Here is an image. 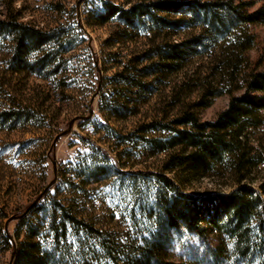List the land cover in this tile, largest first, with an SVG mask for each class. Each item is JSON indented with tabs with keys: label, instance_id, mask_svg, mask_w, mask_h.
<instances>
[{
	"label": "rangeland",
	"instance_id": "1",
	"mask_svg": "<svg viewBox=\"0 0 264 264\" xmlns=\"http://www.w3.org/2000/svg\"><path fill=\"white\" fill-rule=\"evenodd\" d=\"M154 1L0 0V264L29 254L47 264H261L242 259L228 227L167 226L173 192L162 176L195 196L238 187L232 157L208 174L167 170L184 155L168 143L185 112L213 122L228 92L241 93L243 57L264 71V26L222 34L188 10L102 23L107 4ZM34 32L46 44L21 51ZM260 128L249 147L261 163L243 182L264 198Z\"/></svg>",
	"mask_w": 264,
	"mask_h": 264
},
{
	"label": "trees",
	"instance_id": "2",
	"mask_svg": "<svg viewBox=\"0 0 264 264\" xmlns=\"http://www.w3.org/2000/svg\"><path fill=\"white\" fill-rule=\"evenodd\" d=\"M259 4L261 7L255 8ZM105 8L102 23L108 22L116 15L128 23L148 15L154 20L161 18L157 17L158 13H183L188 10L191 16L199 17L204 24L215 26L217 32L222 34L235 27L244 26L250 29L264 26V0H220L216 3L158 0L149 4H132L127 9L112 4H107ZM14 29L25 31L21 27ZM33 34L29 38H20L18 46L21 51L23 49L24 52L26 45L39 47L46 44L45 34ZM253 41L249 38L243 51L250 50ZM173 48L169 58L179 60L181 55L176 51L179 45ZM240 65L246 72L240 88L242 91L239 94L228 92L229 105L215 121L201 122L191 112H185L174 121L176 128L173 129L174 134L168 147H181L184 155L173 157L171 165L167 168L173 170L177 166H187L189 172L208 174L213 166L224 165L232 157L238 161V187L228 194L195 196L182 192L172 180L162 176L173 192L165 210L167 217L164 222L167 226L175 228L184 225L188 230L198 233L203 231L202 222L219 229L228 227L242 259L250 262L256 257L264 264V198L252 184L243 182V171L250 172L251 168L261 163V157L252 155L254 148L249 145L250 132H260V126L264 123V71L251 70L249 59L245 57L241 59ZM47 190L48 188L45 189ZM70 220L79 224L78 220ZM5 238L7 242L12 240L8 234ZM20 260H23L24 264H47L46 259L37 254L23 255L19 262ZM157 264L175 263L161 261Z\"/></svg>",
	"mask_w": 264,
	"mask_h": 264
},
{
	"label": "water",
	"instance_id": "3",
	"mask_svg": "<svg viewBox=\"0 0 264 264\" xmlns=\"http://www.w3.org/2000/svg\"><path fill=\"white\" fill-rule=\"evenodd\" d=\"M91 115H92V111H91ZM73 122H74V121H72V122L70 123V125H69V129H68L67 131L61 133V134L57 137V139H58L59 137H62V136L67 135V134L70 132L71 127H72V125H73ZM54 182H55V180H53V181L49 184L48 188L52 187V186L54 185ZM17 218H18V216H14V217L10 218V219L7 221V223H6V225H5V231H6V233H7L8 235H9V233H8V225H9V222H11L12 220H16ZM9 236H10V235H9ZM10 237H11V236H10Z\"/></svg>",
	"mask_w": 264,
	"mask_h": 264
}]
</instances>
